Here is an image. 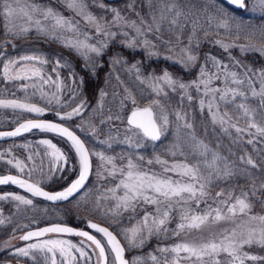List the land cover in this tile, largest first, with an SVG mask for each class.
<instances>
[{
  "label": "snow or ice",
  "instance_id": "1",
  "mask_svg": "<svg viewBox=\"0 0 264 264\" xmlns=\"http://www.w3.org/2000/svg\"><path fill=\"white\" fill-rule=\"evenodd\" d=\"M67 9L75 16L80 17L86 25L95 29V33L103 39L96 43H89L92 36L84 32L80 27V20L74 17H65L56 9L33 2L21 3V0H0V15L5 20L6 35L13 39L26 37L33 30L46 39L60 41L65 47L77 52L87 62L90 54L100 56L103 50L108 47L110 40L117 35L126 39L122 41L126 47L132 48L141 44L149 56L158 55L153 51L157 45L149 39V34L155 35L160 40L163 33H168L170 39L164 41L169 47L167 51L175 52L176 47L181 44V36L186 27L191 32L188 43L179 48L178 58L174 61L185 68L195 67L198 55L193 49V41L196 40V47H199L197 32L202 26L199 24L200 16L195 5L181 3V0H147L148 19L139 17L130 20L123 16L115 8L110 9L113 13L111 20L104 16H97L89 11L86 0H62ZM236 7L245 8V0H228ZM93 3L101 9L109 10L104 3ZM259 6L264 14V0H259ZM131 8L132 5H129ZM216 17L209 16L208 24L211 25ZM217 28L230 31L227 18H218ZM239 27V26H237ZM112 28L119 29V33L112 31ZM131 29L135 35L129 36L124 29ZM65 33H71L69 37ZM204 35L208 32L205 29ZM259 35L264 38V26L254 29L250 37ZM83 36V39L80 37ZM174 38L176 43L172 44ZM239 38V34H237ZM5 43H11L6 40ZM225 51L231 47H239L241 52L256 51L264 55V47L257 48L255 44H225L222 41H215ZM3 53H0V57ZM165 59H172L166 56ZM120 59L114 58L113 64L119 63ZM48 63L41 55L30 54L19 57L7 58L3 62V77L6 81H32L31 85L24 84L23 90L27 91L29 86L43 91L41 86L55 84L59 91L58 68L67 67L60 59L55 61L53 72H57V80L46 76L43 65ZM211 64L210 70L207 65ZM235 66L241 67L242 72L233 71L229 65L223 64L215 57H207L205 63L199 68L197 78L190 82H182L165 70L162 75L148 78V87L151 88L153 99L141 107L134 96L126 97L131 99L132 109L126 117V131L131 133L126 136L123 143L130 148L140 149L144 142L160 141L165 135L169 117L165 102L160 97L167 98L168 90L173 92L179 90L183 94L181 99L187 98L191 103L194 97L190 90L194 89L199 97V106L203 112L207 108L213 125L220 129L232 139L233 144L244 141L245 135L249 137L248 144L253 143L256 137L264 138V69L253 70L234 62ZM135 67V65H133ZM138 71V70H137ZM139 79V77H138ZM215 81H220L222 86H214ZM141 80V83H144ZM35 94V93H33ZM105 94L102 92L101 96ZM57 103L59 100L57 99ZM102 106V105H101ZM124 103L121 101V107ZM0 107L21 109L28 113L43 114L45 109L34 103L20 102L19 100L0 99ZM84 109L81 103L63 115L57 113L60 120H70L74 116H80ZM177 121H182V127L189 131L184 134L185 145L180 143V126L177 127V140L168 149V155L173 159L168 160L160 155L146 159L138 152L129 153L126 157L105 155L103 152H92L85 147L84 142L78 138L68 127L53 122L27 120L21 123L14 131L0 133V137H14L21 133L39 129L57 133L66 137L71 142L79 159V175L67 188L56 193L44 191L39 183L29 182L16 176L7 175L0 177V185L14 184L31 193L32 196L42 197L48 201L66 200L74 193L84 187L91 172V155H95L101 162L97 176L100 179H110L115 183L106 187L97 197V204L101 200L110 201L112 207L108 209L111 215L119 217L124 212H137L141 206H152L153 210L148 211L145 207L143 216L137 219L136 224L131 228L123 229V236L127 242V249L121 244L111 231L95 223L89 222V228L101 233L114 254L113 264H146L148 260L152 264H248L249 261H264V256L252 254L246 248L253 246L264 249V198L258 195V188L264 189V180L255 177L250 169H256L257 163L251 156H240L239 163L249 167H239L236 161H230L228 157L221 155L218 151L211 149L203 140L196 137L193 131V124L188 122L186 113L176 111L174 113ZM108 120L122 119L119 115L109 116ZM102 123L104 121H101ZM102 143H107L103 141ZM41 144L51 149V164L59 166L61 162L67 163L65 154L50 141L42 140ZM110 146V145H109ZM231 153V150H229ZM234 155V153H231ZM182 157V159H177ZM31 160L32 157H29ZM117 159L121 163H117ZM21 172L25 165L19 160H8ZM148 166L158 165L159 171ZM43 162H41L42 168ZM34 170V169H33ZM31 172H29V177ZM244 176L248 182V188L241 187L236 192V185H229L227 188H219L218 182H227L235 177ZM256 197L262 209L261 212H254ZM8 196H0V200L8 199ZM12 200L23 205H31L32 200L21 195H11ZM201 205H204L202 208ZM175 214V215H174ZM176 220V226L170 229L168 225ZM0 223H3L0 220ZM49 234L77 235L90 241L98 250L97 264H108L106 247L100 240L96 239L85 231H74L71 227L55 225L45 227L37 231H29L19 238L23 241H30L34 238L37 243L28 244L25 248L17 249V255L28 257L38 264L36 253L43 256L44 264H78V258L74 253H79V259L90 260L88 253L82 246L71 243L68 240L40 238ZM153 236L156 237H182L178 242L170 246H157V256L149 253L147 257L136 256L131 260L125 258L126 250L142 248ZM83 245V241H81Z\"/></svg>",
  "mask_w": 264,
  "mask_h": 264
},
{
  "label": "rangeland",
  "instance_id": "2",
  "mask_svg": "<svg viewBox=\"0 0 264 264\" xmlns=\"http://www.w3.org/2000/svg\"><path fill=\"white\" fill-rule=\"evenodd\" d=\"M26 2V0H21V3ZM27 2H33L36 4L50 6L57 11H59L65 17H74L76 20H80V27L84 32H88L92 39L89 40V43H96L97 40L103 39L95 33V29L89 27L84 23L80 17L75 16V14L66 8L62 0H27ZM89 11L97 16H104L106 19L111 20L113 13L110 9L115 8L121 12L123 16H126L130 20H136L139 23V17L136 13H139L140 16H143L145 19H148V3L147 0H124L123 2L107 4L103 0H97L98 3H104L109 10L101 9L93 3V0H86ZM181 3L192 4L196 6L198 15L200 16L199 24L202 26L198 29L197 36L199 41V47H196L197 41H193V49L198 55V60L195 67L185 68L180 63L174 62L178 56L179 48L183 47L188 43V37L190 35V27H186L183 35L181 36V44L176 47L175 52L167 51L169 45L164 43L170 39L168 33H163L160 40H156L155 35L149 34V39H151L157 47L153 51L157 52L156 56H149L148 52L144 49L141 44L129 48L126 47L122 41L126 38L122 35H117L113 40H110L108 47L103 50V54L96 56L94 53L90 54V59L86 62L85 59L80 56L74 50L65 47L64 44L60 41H53L46 39L45 37L38 35L34 30L30 32L26 37L20 39H13L11 36L6 35L5 29V20L2 15H0V32L4 36L3 41L10 40L11 43H8L13 49L10 51V54L7 52L5 56L0 59V99L3 100H19L20 102L34 103L39 107L45 109V112L41 114L28 113L21 109H12L0 107V129L8 128L24 118L29 117H38L43 116L44 114L51 113L54 115V118H59L57 113L61 115L71 112L73 108L77 105L83 103L84 109L82 114L86 109H94L96 113L97 123L84 118L80 119L79 116H74L72 119H78L74 128H76L81 134L84 135L88 142L89 152H103L105 155L115 156L119 158L120 156H127L129 153L138 152L140 155H143L146 159L152 158L155 155H160L165 159L172 160L173 158L168 155V149L170 146L177 140V127L180 126V143L185 145V151H188L187 146L184 140V134L189 130L182 127L183 122L177 121L174 113L176 111H181L186 113L188 122L193 124V131L198 139L203 140L208 146L214 151H218L221 155L222 152L218 150L222 141H220V135H226L218 125H213L211 118L208 114L207 108L202 112L199 106V97L194 89H191V95L194 97L193 101L189 103L187 98L181 99L182 92L177 90L175 92L168 90V96L160 97L162 101L165 102V107L168 111L169 125L168 129L164 136H162L161 141L157 144L150 143L147 140L144 142V147L140 149L130 148L127 144L123 143L126 136H130L131 133L126 131L127 124L125 121L127 113L132 109L131 99H125L126 97L134 96L137 100V103L140 106H144L151 99H153V94L151 88L148 87V78L151 76H159L162 74H148L144 75L141 72L139 67H133L134 64L126 65L124 62L113 64L110 55L107 54L110 51V46L114 43L117 46H122L123 51H129L132 53H143L151 60H166L167 63L175 64L181 66L185 72H189L190 77L189 81H193L197 78L199 74V68L202 64L205 63L207 57H215L217 60L221 61L223 64L229 65L230 69L233 71L242 72L241 67L235 66L234 62L239 61L241 65L250 67L253 70L264 69V55H261L256 51H247L241 52L239 47H231L228 51H225L219 44L215 41L219 40L225 44H255L257 48L264 47L260 43H255V39L250 37V33L253 31V18L259 17L262 15L261 8L259 6V0H248L246 3V8L236 14L228 9H224L219 5L215 0H181ZM129 5H132L130 8ZM216 17L213 19L211 25L208 24V17ZM227 18L230 31L226 32L223 28H217L216 24L219 22L218 18ZM239 26V27H237ZM207 30L208 35H204V30ZM112 31L119 33V29L112 28ZM129 33V36H134L135 33L131 29H124ZM239 34V38H237ZM65 35L71 37V33H65ZM83 39V36L80 37ZM172 39V44L175 45L176 41ZM52 45H51V44ZM126 49V50H124ZM30 55L37 54L43 56L47 59L48 63L43 65V71L46 76H51L54 81L57 80V72H53V66L57 59L61 60V63H66L67 67L58 68L59 73V91H57L55 84L42 85L43 95L41 90L34 89L29 86L27 91L23 90L24 84L31 85L32 81H6L3 77V62L7 58L19 57L20 55ZM102 56L105 57V61H102ZM166 56H171L172 59H165ZM143 61V66L147 65ZM253 60L258 64L253 65ZM122 61V60H120ZM105 63V66L110 70L107 73V78L103 81V84L98 91V97L94 100L93 103H89L82 96V86H81V77L79 70L82 71H95L96 68L101 67ZM80 66V67H79ZM104 66V65H103ZM207 67L211 69V64L209 63ZM138 70V71H137ZM139 77V79H138ZM141 80H144V83H141ZM187 83V82H186ZM214 86H222L220 81H215ZM105 95L102 97L101 93ZM35 93V94H33ZM178 94V96H177ZM177 98L176 100L174 98ZM180 98V99H179ZM57 99L59 103H57ZM121 101H123L124 106L121 107ZM102 105V106H101ZM196 109H195V108ZM199 114V115H197ZM119 115L122 119H112L108 120L109 116ZM199 119V124L195 121ZM101 121H104L103 123ZM196 125V126H195ZM195 127L200 128L198 131ZM235 132L232 131V136L234 137ZM228 136V135H226ZM247 136V135H245ZM219 137V138H218ZM230 137V136H229ZM248 137V136H247ZM249 139V137H248ZM255 140L259 139L264 142V138L256 137ZM42 140L50 141L52 144L56 145L66 156L67 163L61 162L59 166L51 164L52 157L50 155L51 149L47 145L41 144ZM107 141V143H102ZM220 141V143H219ZM110 145V146H109ZM227 157L226 155H223ZM29 157H32L30 160ZM19 160L25 167L24 171L21 172L19 169L15 168L13 165L8 164V160ZM92 159V175L90 179V190H85L76 198L75 205L84 206L85 212H70L74 215H66L64 209H71L65 206H56L50 207L48 205H39L37 203L31 205L19 204V202L12 200L11 194L6 200H0V206L8 205L9 208H12V212L8 215L9 217L3 216V221L11 220V216L14 220L19 217H27L26 215L29 212V209L33 211V222L38 224L41 222H82L86 219H92L89 214L98 218V221H105L111 225L115 233L118 235L123 245L127 249V242L124 239L122 234L123 229L131 228L136 224L137 219L143 216L145 207L148 211H152V206H141L137 209V212H124L119 217H113L108 211L112 204L110 201L101 200L97 204L98 195L104 191L106 187L112 186L115 182L110 179H100L97 176V170L100 169V160L95 156L91 155ZM177 159H182V157H177ZM41 162H43L41 168ZM117 163H121L117 159ZM78 163L72 149L56 139H53L48 136H31L18 141H12L0 144V170L6 172H15L22 174L26 178H29L40 184L48 185L53 179H59L65 175V173L71 174V179L68 183L71 182L78 174ZM145 167H151L152 169L159 171L158 165L148 166L145 164ZM34 169V170H33ZM29 172L31 176L29 177ZM73 172V174H72ZM75 172V173H74ZM56 180V181H57ZM60 180V179H59ZM67 183V184H68ZM203 208L204 205H201ZM175 215V214H174ZM19 221L21 219H18ZM176 220L174 219L172 223L168 225L170 229L175 228ZM56 239L68 240L71 243L77 245L78 247L82 246L84 250L90 255V249H88L84 244L81 245L79 241H74L61 237H49ZM48 238V239H49ZM182 237H151L142 248H133L126 250L127 259L131 260L136 256L147 257L149 253H154L157 256L160 255L156 251L157 246H170L175 242H178ZM153 240V241H152ZM37 243V242H36ZM27 247V245L25 246ZM22 247V248H25ZM246 251H249L252 254H257L264 256V249L257 248L253 246L252 248H246ZM38 255V263L44 264L43 256L40 253ZM78 258V264H82L85 260L79 259V253H74ZM94 256L92 257V259ZM108 264H113V258L108 252ZM146 264H152L150 260ZM248 264H253L249 261ZM255 264H264V261L255 262Z\"/></svg>",
  "mask_w": 264,
  "mask_h": 264
},
{
  "label": "trees",
  "instance_id": "3",
  "mask_svg": "<svg viewBox=\"0 0 264 264\" xmlns=\"http://www.w3.org/2000/svg\"><path fill=\"white\" fill-rule=\"evenodd\" d=\"M261 26H264V14L260 15L259 17L257 16V17L253 18L254 29H258ZM253 38L255 39V43H260L261 45H264V38H261L259 35L253 36ZM3 39H4V36L0 32V53H3V56H5V54L7 52L10 54V51H12L13 49L11 48V46L8 43L6 44L5 41H3ZM110 47H111L110 51L107 54L110 55L109 57H111V60L118 57L120 60H122V61H120L122 64H123V62L128 66H129V64H131V65L134 64L136 67H139V69H141V72L144 75H148V74H157L158 75V74H162L165 70H167L173 76V78L178 79V80L185 82V83L189 81V77H190L189 74L190 73L185 72V70L183 68H181V66H179V65L167 63L166 60H160V59L159 60H151L145 54H143L141 52L140 53H132L129 51L121 52V50L123 49L122 46H120V45L117 46L116 43H114ZM124 50H126V49H124ZM105 57L102 56L101 60L105 61ZM141 58L144 59V62H146L147 65L143 66L144 63L141 60ZM0 59H2V58L0 57ZM106 62L107 61H105V63ZM105 63L102 64L101 67L96 68L95 71H92V72L79 70L80 77H81L82 96L89 103H93L94 100L97 99L98 91L100 90L105 78H107V73L110 70V66H108L109 68H107L105 66ZM257 64L258 63L255 60H253V65H257ZM177 96H178V94H177ZM174 99L176 100L177 98L175 97ZM197 115H199V114H197ZM42 117L56 119L58 121L63 122L64 124L68 125L72 129H74L77 133H79V135H81V137L84 139V141L88 145V142H87L86 138L84 137V135L81 134L76 128H74V125L76 124V121L78 119H75V120L70 119V120H63L62 121L59 118H54V115H51V113L44 114ZM96 117L97 116H96L94 109H91V110L86 109L84 111L83 115L79 116L80 119L86 118V119L92 121L93 123H97ZM195 122L197 124H199V119H197ZM195 129L198 131L200 128L195 127ZM31 136H48V137L56 139L62 143H65L62 139L54 137L52 135H48V134H34L33 133V134L25 136L24 138L31 137ZM234 137H235V135H234ZM234 137H229L226 135H223V136L220 135L221 139H219V140L222 141V143H221L220 147L218 148V150H220V152H222L223 155H226L230 161H236L238 166L241 168H243V167H249L250 168V166L240 164L239 163V157L240 156H246V157L251 156L252 159L257 163L258 167L256 169H250V170L255 177L260 178L257 180V185H259L260 180H264V142H262L259 139H257V140L253 139V143L248 144L247 143L248 137L245 136L243 142L238 143V144H233L232 139ZM24 138H21V139H24ZM21 139H18V140H21ZM220 141H219V143H220ZM1 144H3V143H1ZM229 150H231V153H234V155H232ZM72 174H73V172H72ZM68 175H71V174L65 173V175L62 176V180H61L60 176H59L60 180L59 179L57 180V178L53 179L50 182V184L47 185V187L51 188V189H59V188L64 187L68 183L69 179H71V176H68ZM90 185L91 184L89 183L87 186L88 191L90 190ZM229 185H236V189H235L236 192H239L241 187L245 188V190H247V188H248V182L245 179V177L239 176V177H235L232 180L227 181V182H218V187L215 188L214 191L219 190V188H227ZM258 195L261 198H264V189L258 188ZM252 199L256 202L253 211L254 212H261L262 209L260 207V203L257 200V198L252 197ZM75 202H76V199H74V200L63 205L65 207L71 208V209H66L67 210L66 215H71V216L74 215V214L70 213L72 211L73 212H81V213L85 212V209L83 208L84 206H79V205L76 206ZM88 216H90L93 219H98V218H95V216H93L91 214H89ZM69 221L72 224H79V222L71 221V219H69ZM103 223L106 224L107 226H109L113 230V228L111 227V225L109 223H107L105 221Z\"/></svg>",
  "mask_w": 264,
  "mask_h": 264
},
{
  "label": "flooded vegetation",
  "instance_id": "4",
  "mask_svg": "<svg viewBox=\"0 0 264 264\" xmlns=\"http://www.w3.org/2000/svg\"><path fill=\"white\" fill-rule=\"evenodd\" d=\"M40 185L44 187V184H40ZM9 194L24 196L25 198L32 200V204L37 203L41 206L48 205L50 207H56V205H50L49 203H46L37 198H34L31 195L19 189L11 188V187L0 188V196L9 197ZM11 212H12V208L10 209L8 205H4L2 207L0 206V220L3 221V216L9 217L8 215ZM26 216L27 217H19L18 219H21L20 221L18 219L14 220L13 217L11 216V220L7 219L6 221H3V223H0V264H36V262L33 261L31 255L28 257L17 255V249L25 247L26 245L31 244V243H36L38 242V240L34 239V240L27 241V242H23L19 237L22 236V234L29 229L41 227L43 225H46L52 222H41L38 224H34L32 209H29V212ZM80 227L86 229L84 225ZM49 237H61V238L68 239L65 236H46L44 238H41V240L48 239ZM69 239L74 240V241H79L81 243V241L78 239H75V238L74 239L69 238ZM84 243H83L84 245L87 244L86 242ZM86 246L88 247V249H90V253H92L94 256V253L91 247H89L88 245ZM36 256L39 259L38 255ZM89 257H90V260H85V262L82 264H96L95 256L93 259L90 255Z\"/></svg>",
  "mask_w": 264,
  "mask_h": 264
},
{
  "label": "water",
  "instance_id": "5",
  "mask_svg": "<svg viewBox=\"0 0 264 264\" xmlns=\"http://www.w3.org/2000/svg\"><path fill=\"white\" fill-rule=\"evenodd\" d=\"M105 1H107V2H115V1H120V0H105ZM220 1L223 2L226 6H228L229 8H231V9H233V10L240 11V10H243V9H244V8H239V7H236V6L232 5V4H230V3L228 2V0H220ZM129 114H130V111H129V113H128L127 115H129ZM126 117H127V116H126ZM27 120L43 121V122H53V123L60 124L61 126H64V127H68L67 125H65V124H63V123H61V122H59V121H56V120L44 119V118H33V119H25V120L19 122L17 125H15V126L12 127V128H9V129H2V130H0V133L14 131L15 128L19 127V125H20L21 123H24V122H26ZM68 128H69V130L72 131V132H73L78 138H80V139L83 141V139H82V138H81V137H80V136H79V135H78L73 129H71L70 127H68ZM32 132H45V133H50V134H52V135H55V136H58V137L62 138L63 140H65V141L71 146V142L68 141L66 137H62V136H60L59 134H57V133H53V132L41 131V130H39V129H32L31 131L21 133L19 136H14V137H0V142H5V141L13 140V139H16V138H18V137H21V136H23V135H26V134H29V133H32ZM83 142H84V141H83ZM151 142H152V141H151ZM158 142H159V141H157V142H155V143H158ZM84 144H85V142H84ZM85 147L87 148L86 144H85ZM71 148H72V150H73V152H74V154H75V156H76V158H77L78 165H79V159H78V156H77V154H76L74 148H73L72 146H71ZM87 149H88V148H87ZM90 158H91V157H90ZM79 169H80V165H79ZM91 169H92V165H91ZM7 175H12V176H16V177L21 178V179H26V178H23V177H21V176H18V175H15V174H10V173L0 174V177L7 176ZM78 175H79V171H78ZM78 175H77V177H76L75 179L78 178ZM90 175H91V172H90ZM90 175H89V177H88V180H89V178H90ZM75 179H74V180H75ZM26 180H28V179H26ZM74 180H73V181H74ZM88 180L85 182V185H84L83 188H81L78 192L74 193L72 196H70V197H69L68 199H66V200L48 201V200H46V199H44V198H42V197H35V196H33V197L38 198V199H40V200H42V201H45V202L51 203V204H61V203L67 202V201L73 199L75 196H77V195H78V194H79V193L85 188V186H86L87 183H88ZM73 181H72V182H73ZM29 182H32V181L29 180ZM72 182H71V183H72ZM33 183H34V182H33ZM71 183H69V184H68L66 187H64V188H62V189H60V190H55V191H49V190H47V189H44V188L41 187V186H40V187H41L44 191H47V192H49V193H56V192L63 191V190H64L65 188H67ZM0 187H13V188H16V189L22 190V191L28 193L29 195H31V193L27 192L25 189L20 188L19 186L14 185V184H11V183H9V184H5V185H0ZM31 196H32V195H31ZM89 222H91V223H95V224H97V225H99V226H101V227H105V228H107L109 231H111V232L113 233V235H115V233H114L112 230H110L108 227H106V226H104V225H102V224H100V223H98V222H95V221H88V222H86V226H87L88 230L81 229V228H76V227H73V226H71V225L64 224V223H51V224H47V225H44V226H41V227H38V228H34V229L27 230V231H25L22 235L26 234V233L29 232V231H37V230L43 229V228H45V227H51V226H55V225L67 226V227H71L74 231H85V232H88L90 235H93V236H94L96 239H98V240H99V238L97 237V235L100 236V237L105 241L106 247L108 248L109 252L111 253V251H110V247L107 246L106 238H105L101 233H98V232H96L94 229L89 228V226H88V225H89ZM49 235H57V234H49ZM49 235H48V236H49ZM59 236H67V237H72V238H76V237H77V238L83 240L84 242H86L87 244H89V245L91 246L92 251L94 252V255H95V258H96V264H97V260H98V250H96V249H95V246L92 245L90 241H87L86 238H83V237H80V236H77V235H68V234H59ZM115 236H116V235H115ZM45 237H46V236H45ZM116 237H117V236H116ZM42 238H43V237H42ZM34 239H35V238H34ZM34 239H33V240H34ZM117 239H118V237H117ZM118 240H119V239H118ZM22 241H23V240H22ZM25 242H26V241H25ZM101 243H102V242H101ZM121 244H122V243H121ZM125 254H126V252H125ZM106 255H107V252H106ZM111 255H112L113 259H114V254L111 253ZM125 258H126V257H125ZM126 259H127V258H126Z\"/></svg>",
  "mask_w": 264,
  "mask_h": 264
}]
</instances>
